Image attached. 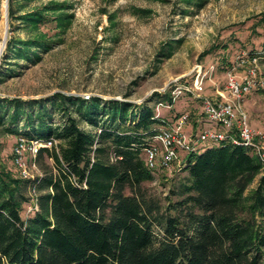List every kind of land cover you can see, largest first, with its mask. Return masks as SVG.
Segmentation results:
<instances>
[{"label":"trees","instance_id":"obj_1","mask_svg":"<svg viewBox=\"0 0 264 264\" xmlns=\"http://www.w3.org/2000/svg\"><path fill=\"white\" fill-rule=\"evenodd\" d=\"M16 1L9 0V17L35 29L58 6L17 14ZM53 42L38 30L26 39L12 35L7 50L34 60L37 47ZM135 106L60 91L0 97V124L56 140L37 154L41 175L29 179L0 166V264H264V159L226 140L203 151L199 145L171 190L176 199L163 201L146 186L163 168L150 169L143 148L167 121L152 106ZM53 112L63 121L52 123ZM28 185L37 208L24 218Z\"/></svg>","mask_w":264,"mask_h":264},{"label":"rangeland","instance_id":"obj_2","mask_svg":"<svg viewBox=\"0 0 264 264\" xmlns=\"http://www.w3.org/2000/svg\"><path fill=\"white\" fill-rule=\"evenodd\" d=\"M3 2L6 0H0V41ZM52 3L58 6L54 12L45 11L50 20L39 29L6 16L0 97L38 99L60 91L129 100L136 104L137 112L152 106L167 121L162 126L187 114L185 133L188 138L196 137L216 124L205 117L202 99L191 87L186 90L179 85H192L196 65H214L213 78L205 81L202 93L220 98L217 89L229 92L228 71L237 54L256 52L260 55L256 85L241 101L257 138L264 132V0H17L15 7L22 14ZM6 5L9 13V0ZM38 30L54 39L50 47L36 48L39 58L17 57L7 50L12 35L26 39ZM233 72L239 78L243 74L242 69ZM169 96H174L172 105ZM50 120L63 121L58 112ZM23 123V119L17 123L19 130L24 129ZM5 125L0 124V166L17 174L20 169L14 162V148L20 135ZM80 125L95 131L86 122ZM220 144L198 141L195 145L203 151ZM187 153L180 151L170 169L154 171L156 178L146 182L151 193L163 201L167 195L176 199L171 190L186 175L182 168ZM28 164L32 177L42 174L36 157L34 161L29 156ZM255 185L256 181L251 188ZM34 193L30 185L24 189L29 198L21 210L24 218L34 211Z\"/></svg>","mask_w":264,"mask_h":264},{"label":"built area","instance_id":"obj_3","mask_svg":"<svg viewBox=\"0 0 264 264\" xmlns=\"http://www.w3.org/2000/svg\"><path fill=\"white\" fill-rule=\"evenodd\" d=\"M260 55L258 53L242 52L237 54L232 68L228 71L226 82L227 93H222L220 98H212L202 93L207 80H212L215 70L214 65L204 66L198 64L194 68L193 83L186 90H193L203 102V113L205 117L214 122V127L203 129L196 137H187L185 133L186 124L189 121L187 114L179 117L170 126H160L153 130L144 146L145 159L150 169H170L178 157L180 151H193L196 142L229 141L251 147L264 159V132L253 131L248 123L246 111L242 107L243 95L249 93L256 85ZM243 70L239 78L233 71ZM178 88V85H177ZM178 88V89H179ZM183 90V89H182ZM180 91V90H179ZM175 92V91H173ZM56 140L43 141L37 138L18 137L14 148V162L19 167L21 175L32 177L29 173L28 157H37L41 147L51 148ZM34 165V164H33ZM37 208V203L34 209Z\"/></svg>","mask_w":264,"mask_h":264},{"label":"bare ground","instance_id":"obj_4","mask_svg":"<svg viewBox=\"0 0 264 264\" xmlns=\"http://www.w3.org/2000/svg\"><path fill=\"white\" fill-rule=\"evenodd\" d=\"M7 22H6V3L3 2V19H2V30H1V41H0V52L4 48V42L6 41L7 35Z\"/></svg>","mask_w":264,"mask_h":264},{"label":"water","instance_id":"obj_5","mask_svg":"<svg viewBox=\"0 0 264 264\" xmlns=\"http://www.w3.org/2000/svg\"><path fill=\"white\" fill-rule=\"evenodd\" d=\"M6 4H8V0H6ZM7 6V5H6ZM8 15V8L6 7V16ZM6 45V41L4 42V46ZM1 53V52H0Z\"/></svg>","mask_w":264,"mask_h":264}]
</instances>
